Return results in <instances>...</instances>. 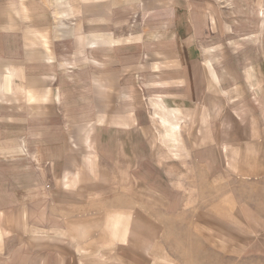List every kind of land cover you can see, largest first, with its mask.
<instances>
[{
    "label": "rangeland",
    "instance_id": "374dc122",
    "mask_svg": "<svg viewBox=\"0 0 264 264\" xmlns=\"http://www.w3.org/2000/svg\"><path fill=\"white\" fill-rule=\"evenodd\" d=\"M184 2L205 15L197 38L212 73L205 99L140 91L97 127L69 122L67 109L75 164L65 173L56 152L42 157L41 141L33 156L25 140L20 153L10 150L16 129L0 119V264H57L55 250L72 258L75 238L87 259L89 239L104 238L96 229L113 228L123 212L128 264H264V0ZM83 151L94 159L86 180L97 186L68 196L75 190L57 181L83 178ZM43 213L49 229L36 220ZM75 227L84 233L73 236Z\"/></svg>",
    "mask_w": 264,
    "mask_h": 264
},
{
    "label": "crops",
    "instance_id": "0c3cea01",
    "mask_svg": "<svg viewBox=\"0 0 264 264\" xmlns=\"http://www.w3.org/2000/svg\"><path fill=\"white\" fill-rule=\"evenodd\" d=\"M204 16L200 7L184 0H0V119L16 129L17 142L10 150L20 153L25 140L23 148L33 156L34 141H41L36 146L43 149L42 157L56 152L58 170L65 173L66 165L75 164L73 154L66 153L67 123H111L109 116L129 109L140 91H162L177 101L205 99L212 73L197 47ZM70 108L74 120L68 122ZM84 108L94 120L83 115L88 113ZM76 142L82 144L83 137ZM91 154L82 152L83 178L64 176L56 187L73 189L68 196H76L97 186L96 180H86L94 169ZM123 213L113 228L96 229L104 238L89 239L87 259L82 258L81 239L75 238L72 258L57 249L54 260L129 261L131 232ZM49 218L43 213L36 220L49 229ZM73 230L75 237L85 231Z\"/></svg>",
    "mask_w": 264,
    "mask_h": 264
}]
</instances>
